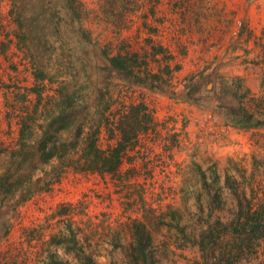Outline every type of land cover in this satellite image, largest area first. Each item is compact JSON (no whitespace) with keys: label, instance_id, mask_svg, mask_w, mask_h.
Returning a JSON list of instances; mask_svg holds the SVG:
<instances>
[{"label":"rangeland","instance_id":"1","mask_svg":"<svg viewBox=\"0 0 264 264\" xmlns=\"http://www.w3.org/2000/svg\"><path fill=\"white\" fill-rule=\"evenodd\" d=\"M81 1L87 16L75 20L69 12L62 18L75 25L74 33L56 27V7L67 11L63 3L37 1L27 36L30 54L10 15L19 4L29 15L30 0H0V175L19 149L21 125L43 122L62 79L84 87L82 100L89 122L100 124L102 150L116 145L117 123L131 105L144 104L152 121L138 131L137 146L117 173L69 167L49 189L22 203L19 192L4 201L0 264H44L51 255L77 264L76 249L95 264H136L130 247L138 223L151 234L154 264H213L199 247L201 227L234 216L236 199L264 206V126L235 127L223 110L247 92L242 104L264 120V0ZM80 25L93 31L92 41L110 45L112 54L137 53L160 79L144 85L125 79L98 48L88 47ZM152 46L164 52L153 57ZM37 65L44 80L35 79ZM34 130L39 137L41 129ZM52 166L42 165L37 174L48 178ZM213 199H222L223 208ZM73 236L75 250L57 244ZM263 260L259 253L239 264Z\"/></svg>","mask_w":264,"mask_h":264},{"label":"trees","instance_id":"2","mask_svg":"<svg viewBox=\"0 0 264 264\" xmlns=\"http://www.w3.org/2000/svg\"><path fill=\"white\" fill-rule=\"evenodd\" d=\"M19 1L11 0L13 5H17ZM37 1L30 0L31 7H33L30 10V16L24 12L20 4L19 11H14V7L10 11V15L13 16V20L18 26L17 39L26 46L30 54L32 51L29 48L31 46L27 36L30 32L31 19L34 16V6ZM59 1L66 6L67 11L61 12V6L58 5ZM57 5L59 9L57 7L55 9L57 15L54 20H59L56 27L64 28L67 33H74L75 25L71 26L67 20L62 21L63 16L72 12L76 20L79 14L84 13L87 16L88 9L84 8L81 0H57ZM78 27V31L81 33L80 37L86 38L88 47L98 48L109 67L120 73L125 79L134 78L142 85L148 81L154 84L155 79H160V76L156 73L149 72L146 67L147 63L143 65L139 62L137 53L112 54V50L109 49L110 45H101L96 38L95 41H92L91 37H94L92 36V30L90 31L89 28L83 29L82 25ZM163 50L162 47L152 46V56L155 57L163 53ZM108 52H111V54H108ZM58 64L62 70H66L62 60ZM37 66L41 71L35 73V79L44 80L47 77L45 70L41 66ZM141 67L145 71H140ZM166 70L170 73L167 65ZM67 71L72 73L70 69H67ZM57 72L58 77L61 71ZM57 85V89H55L56 96H54V98H57L55 99L56 105L51 108L50 112H46L48 114L43 117L42 123L35 124L36 127L41 129L40 136L38 137L35 133L34 124L24 121L21 125L19 149L11 154L10 164L8 167L6 166L7 170L0 175V207H2L4 201H10L17 196L18 192L19 203H22L33 193L49 189L52 184L60 179L61 171L69 167H75L84 172L117 173L128 150L136 148L138 131L147 130L151 124L152 116L145 112L146 107L144 104L131 105L117 123L119 139L116 145L107 150H102L97 139L100 124L89 122L91 118L89 105L85 103V99L84 102L82 100L81 90L84 87L79 83L70 84L67 79H62ZM37 94L40 96V92ZM246 96L247 92L238 97L239 103L237 106L227 105L223 107L224 113H227L229 118V123L242 129H254L264 126V120L257 118L242 104V100ZM108 109L109 105H106L103 111ZM42 165H53L50 176L46 179H42L37 174L42 172ZM236 201L234 216L230 219L224 221L218 217L216 221H210L201 227L199 247L213 264H239L247 259L256 258L259 253L264 256V206L262 208L256 207L250 199H236ZM212 204L217 205L219 209L220 207L223 208L222 199H213ZM135 227L134 240L130 249L136 257V264H154L153 251L148 250L152 243L151 234L142 223L136 224ZM1 232L2 236H6L9 227L2 228ZM66 243L72 244V249H76L77 242L74 236L71 240L60 239L57 241V244L64 245ZM72 249L68 250L72 251ZM76 252L77 264H95L91 255L86 254L81 249H76ZM262 263H264V260ZM44 264L70 263L58 258L57 255H51L49 260L44 261Z\"/></svg>","mask_w":264,"mask_h":264}]
</instances>
